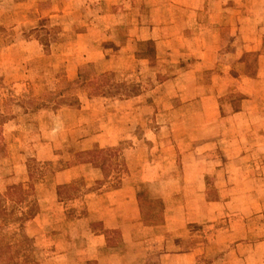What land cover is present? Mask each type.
I'll return each instance as SVG.
<instances>
[{
    "label": "crops",
    "instance_id": "crops-1",
    "mask_svg": "<svg viewBox=\"0 0 264 264\" xmlns=\"http://www.w3.org/2000/svg\"><path fill=\"white\" fill-rule=\"evenodd\" d=\"M46 24L60 30V38L49 44L38 33ZM263 29L264 0H0V76L20 74L25 80L21 85L51 70L73 81L82 69L102 61L107 65L100 73L126 77L136 67L141 73L150 69L153 79L171 70L156 81L164 88L158 93L91 99L101 110L89 114L90 122L51 128L47 121L48 112L60 123L65 115L89 113L81 99L79 107L26 110L0 124L10 152L1 191L30 180L16 148L21 125L30 132L35 129L30 121L38 122L33 155L41 161L61 157L57 150L67 141H90L67 151L63 165L43 177L36 193L40 209L22 226L27 237L53 248L43 264H264L257 250L264 239L239 241L246 236H237L234 219L227 226L220 223L226 210L235 213V200L242 196L231 186L237 175L223 168H235L233 157L250 149L242 146L241 133L226 132L232 130L229 125L236 131L239 121L234 120L246 117V111H215L227 102L225 95L216 94L217 87L242 85L241 73L247 68L243 55L251 52L255 64L264 61ZM184 44L186 50H179ZM170 87L184 92L168 94ZM179 104L194 108L186 112L188 118L202 120L193 135L200 139L191 138L193 149L182 161L185 174L176 173L175 145H156L157 135L168 129L161 118L179 119ZM23 117L27 121L20 122ZM145 134L153 136L149 139L155 147L169 149L171 157L151 158ZM117 146H122V173L114 170L110 155L99 153ZM218 150L238 152L223 153L228 161H218L213 158ZM80 152L88 156L82 158ZM149 182H184L185 188L154 196L138 185ZM199 182L214 186L195 189ZM80 205L86 218H69L70 209ZM239 245L253 251L248 258L257 260L244 262L247 256L239 254Z\"/></svg>",
    "mask_w": 264,
    "mask_h": 264
},
{
    "label": "rangeland",
    "instance_id": "rangeland-1",
    "mask_svg": "<svg viewBox=\"0 0 264 264\" xmlns=\"http://www.w3.org/2000/svg\"><path fill=\"white\" fill-rule=\"evenodd\" d=\"M43 24L45 25V23ZM38 33L41 34L43 44H49L60 38V30L52 29L47 24L39 30ZM245 33L247 35L250 34L248 30H245ZM247 38L249 37L247 36ZM178 49L186 50V45L184 44V46ZM250 53H248L247 56L243 55L244 59L247 57V68H244L241 73L242 85H235L231 88L219 86L216 90V94L225 95V100L227 102L222 103L218 110L215 111H229L232 109L236 111H246V117L243 116L241 119L234 120L236 122L239 121L237 122L238 127L236 131L234 130V126L229 125L232 130H227L226 132L241 133V138L243 139L242 146L250 147V149H243L240 154L238 153L233 157L235 161L238 162L235 168L233 166L223 168L224 171H230L237 175L236 182H232L231 186H234L233 190L239 192V195L242 196L235 200L238 204L233 205L236 209L235 213L232 214L229 210H226V214L222 217L223 221L220 222L221 225L227 226L230 224L229 222L234 219L235 222H237L236 226H238L239 230V235L237 236H246V238L239 241L264 239V61L258 60L256 65V58ZM106 65V62L102 61L91 67L82 69L79 73L83 74L84 78L80 77L76 82L63 77L62 72H54L52 70L43 76L29 77L27 80L29 85L27 84L25 86L21 85V81L25 80L20 78V74H18V76H0V124L8 121L10 116L16 114L22 115L26 110L37 111V109L46 108L48 111H51L60 105L79 107L81 99L84 100L82 105L87 107V109L85 108L84 110L89 113H81L77 118H75L73 113L71 115H65L60 123V120L52 117V112H48L46 113L47 121L51 128H56L57 126L72 127L74 124H79L80 122H90L89 114H95V112L101 110V108H99L100 103H95L93 101L90 103L89 101L91 99L93 100L101 96H104L105 99L109 97H124L136 92L155 94V90L156 93H158L164 89L163 86H157L156 81L159 82L163 79L160 76L171 73L170 69L166 70L165 73H161L160 76L154 79L152 71L148 68L145 73H141L136 67V71L131 72L133 74L128 77H126V74L116 72L100 73L104 70ZM163 65H165L164 61H162V66ZM252 66L254 70L251 69ZM255 67H257L258 70L255 69ZM22 78H25V76ZM126 81L130 83L126 84ZM197 89L198 88H196V90ZM174 91L181 94L184 92L183 89L180 91L177 90L176 87L166 89L168 94ZM165 105L166 104H162L163 108ZM178 107L177 114L179 119H170L166 116L161 118V123L164 122V125L167 124L168 129H163L160 134L161 136L158 137L157 135L156 145L157 143H173L175 148L178 149L176 153L179 154L176 173L185 174L182 161L188 160L191 153L190 151L193 149L191 147V138L193 135L198 134V131H195L194 128L198 126L202 120H194L186 116V112L194 108H190L185 104H179ZM201 109V107L195 108L197 111ZM24 118L25 117L21 118L22 120H20V122L27 121ZM29 125L30 127H35V129L27 132L29 126L25 127V124H23L17 131L18 140L16 141V148L18 150V155H20V159L18 160H20V163H25L26 170L30 175V180L21 183V191L17 187V190H15L16 192L13 193L9 192V190L1 191L2 187H0V264H43L42 261L45 256H47V252L52 251L53 248L43 247L41 239L37 240L27 237L23 233L22 226L24 222L32 218L40 209V202L36 197V193L41 186L43 177L63 165V156L67 151L90 144V141L84 144H79L71 140L67 141L63 144V148L57 150L59 151L57 155L61 157L53 161H41L33 155L35 153L34 147L37 143L36 140L37 137H39L36 132L38 122L34 119L30 121ZM169 126L174 128L171 129L170 134L168 133ZM240 130H242V132ZM27 133L28 136H26ZM143 137L147 142L151 143L150 149L148 148L149 154L151 150V158L154 159L158 155L168 158L171 157L170 154L172 153H170L169 149L165 150V147H161V145L154 146L151 139H149L153 138V136L149 137L145 134ZM199 137L200 135L196 137L197 139L193 137V140H199ZM231 137L234 136L231 135ZM7 138L8 137L5 138L2 132H0L1 178L5 177L8 172L7 164L9 160H7V153L9 155L10 152L6 151L4 148ZM226 138H228V135H226ZM198 145L201 144L199 143ZM17 150H13L11 154L15 153ZM121 150L122 146H117V148L115 147L113 150L98 151L100 154H104V157L105 154L110 155V158L114 160V170H117V173H122L123 170L119 165L122 159ZM233 152L238 151L218 150L215 151V156L213 158L218 161H228V158L224 157L223 153L228 155ZM80 155L82 158L88 156L85 152H80ZM10 158L11 157H9V159ZM155 159H159V157ZM168 169L169 168H165L166 171ZM189 173H191L190 170L187 171V175ZM238 174L239 177L241 175L240 180ZM2 183L4 185V181ZM138 185L148 190L154 196L172 190L180 193V191L185 188L184 182L171 185L149 182L146 184L139 183ZM209 185L214 186L212 182H199L195 184L194 188H202L204 190L207 189ZM245 192L248 194L247 196L243 195ZM214 200L217 201V199ZM180 201L183 200L178 199L179 203ZM80 206L81 208H75V210L71 208L68 217L72 219L79 214L80 217L85 219L86 210L83 209L82 205ZM154 206L155 204H153V207ZM27 215H29V218ZM171 216L177 217V215L173 214H171ZM26 217L27 219H25ZM244 232L247 233L244 234ZM236 249L243 257L247 256V260H244V262L253 263L257 260V257H255V259L248 258L249 253L253 255L254 252H248V249L244 246L239 245ZM257 250L259 256L262 254L264 255V245L257 248Z\"/></svg>",
    "mask_w": 264,
    "mask_h": 264
},
{
    "label": "trees",
    "instance_id": "trees-1",
    "mask_svg": "<svg viewBox=\"0 0 264 264\" xmlns=\"http://www.w3.org/2000/svg\"><path fill=\"white\" fill-rule=\"evenodd\" d=\"M80 77L84 78V77H83V74L79 73L77 79H79ZM77 79H75V80H73V81L76 82ZM21 185H22L21 183H20V184L11 185V186H9V187L7 188V190H9V192L13 193V192H16L15 190H17L16 188L18 187L19 190L21 191ZM23 195H24V194H23ZM23 195H22V196H23ZM4 210H5V209H4ZM32 214H34V213H32ZM28 216H29V215H27V217H28ZM27 217H26L25 219H27ZM28 218H29V217H28Z\"/></svg>",
    "mask_w": 264,
    "mask_h": 264
}]
</instances>
